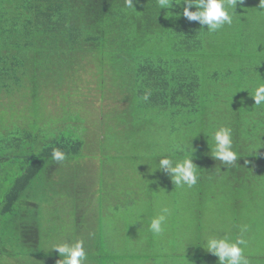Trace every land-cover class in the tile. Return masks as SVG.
Masks as SVG:
<instances>
[{
    "label": "trees",
    "instance_id": "obj_1",
    "mask_svg": "<svg viewBox=\"0 0 264 264\" xmlns=\"http://www.w3.org/2000/svg\"><path fill=\"white\" fill-rule=\"evenodd\" d=\"M133 2L136 11L125 9L124 0H0V95L8 94L10 100L22 91L30 108L36 107L38 98L46 96L43 85L47 82L49 88L57 75L68 72L66 67L72 64L68 61L77 63L83 53L109 57L110 70L104 72H114L120 88L138 100L139 109L157 110L159 116L184 122L188 145L192 142L195 149L194 163L199 161L203 167L199 169L205 180L220 176L234 191L241 207H233V218L242 219L251 209L264 206V106L254 110L249 95L257 83L264 82V14L256 9L259 0L238 4L233 25L212 34L207 26L201 30L199 22L182 15L183 4L160 10L158 0ZM224 30L226 36L221 35ZM146 92L151 93L147 101L143 100ZM221 124L232 127L234 146L241 154L228 169L211 156V140L208 144L203 133L210 134ZM21 132L19 127L17 138L0 135V186L7 185L0 196V222L21 245L37 249L45 202L39 186L45 190L51 175L78 155L84 142L61 134L40 148H22L25 142L37 143L40 136ZM14 147L30 151L11 159L10 165L18 162V171L10 179L2 163ZM55 148L65 152L67 159L53 160ZM63 222L59 216L53 221ZM192 225L204 233L200 215ZM6 232L1 233L3 240L10 239ZM85 247L88 250L89 244ZM88 257L87 264L108 260L104 252L88 251ZM205 258L204 263L210 264ZM208 258L218 264V257Z\"/></svg>",
    "mask_w": 264,
    "mask_h": 264
},
{
    "label": "rangeland",
    "instance_id": "obj_2",
    "mask_svg": "<svg viewBox=\"0 0 264 264\" xmlns=\"http://www.w3.org/2000/svg\"><path fill=\"white\" fill-rule=\"evenodd\" d=\"M226 31L221 35L226 36ZM78 58L77 63L67 62L72 63L66 67L68 72L57 75L49 88L47 82L43 85L46 96L38 98L36 107L30 108L22 91L13 93L16 96L10 100L8 94L0 95V135L17 138L21 127L22 132L40 136L37 143L25 142L22 148H40L47 139L61 134L84 142L81 152L51 175L45 190L39 186L45 202L37 249L21 245L0 222V264H57L61 257L52 246L69 238H83L95 255L104 252L108 257L104 264H205V255L214 264L208 257L213 261L216 256L201 246L203 236L225 228L235 236L243 224L250 225L246 254L252 256L251 264H264V206L251 209L242 219L233 218V207L240 204L234 191L220 176L205 180L199 161L195 163L199 167L197 184L190 189L175 188L169 174L155 171V157L164 153L172 137L189 143L184 122L175 117L172 122L157 110L139 109L138 100L120 88L114 72H104L110 70L109 57L83 53ZM23 93L30 98L29 91ZM29 151L8 149L2 167L6 164L10 179L18 171V162L10 165L11 159ZM6 186H0L1 197ZM161 203L173 213L164 236L154 238L148 222ZM141 208L146 213L144 226L136 223ZM199 215L204 225L201 234L192 225ZM58 216L65 223L54 224ZM2 231L10 239L3 240Z\"/></svg>",
    "mask_w": 264,
    "mask_h": 264
},
{
    "label": "clouds",
    "instance_id": "obj_3",
    "mask_svg": "<svg viewBox=\"0 0 264 264\" xmlns=\"http://www.w3.org/2000/svg\"><path fill=\"white\" fill-rule=\"evenodd\" d=\"M158 3L160 10L172 9L176 5L183 4L182 15L189 21L199 22L201 30L207 26V33L212 34L223 30L226 26L233 25L234 17L238 15L237 5L243 6L245 0H158ZM124 8L136 11L133 0H124ZM193 8H195L194 11ZM256 9L258 13L264 14V0H259V6ZM173 15L179 16L181 13H173ZM150 95V92H146L143 100L147 101ZM249 95L254 99V110L264 106V82L257 83ZM231 99L233 100V97ZM203 133L209 138L208 144L211 140L210 153L215 160L221 161L227 169L228 166L237 163L241 154L234 146L231 126L221 124L214 126V130L210 134ZM193 149L192 142L191 145H188L183 139L177 140L172 137L170 145L164 153L155 157L157 161L155 171L161 170L169 174L175 188L187 187L190 189L194 187L199 179V167L194 163L195 149L194 151ZM254 151L256 150L254 149ZM52 159L62 162L67 159V154L59 148H55L52 151ZM154 198L156 197L154 196ZM158 208V213L152 216L148 222V232L154 238L164 236L173 213V209L167 204L161 203ZM145 216L144 209H139L136 223L140 221L144 226ZM249 232V224L240 225L239 233L235 236L231 235L226 228L212 231L211 234L203 236L201 246L207 252L218 257V264H251L246 254L249 247L247 236ZM52 249L57 250L61 257L57 264H87L88 250L83 238L66 239L61 243L53 244Z\"/></svg>",
    "mask_w": 264,
    "mask_h": 264
}]
</instances>
